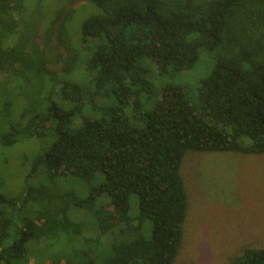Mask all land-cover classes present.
<instances>
[{
  "label": "trees",
  "instance_id": "16d2710c",
  "mask_svg": "<svg viewBox=\"0 0 264 264\" xmlns=\"http://www.w3.org/2000/svg\"><path fill=\"white\" fill-rule=\"evenodd\" d=\"M54 1L0 0V264H172L190 205L186 153L264 154V0ZM79 1L82 49L64 56L50 39ZM31 27L48 36L40 48ZM200 50L210 66L195 84L142 99ZM59 179L85 191L55 193ZM229 264H264V244Z\"/></svg>",
  "mask_w": 264,
  "mask_h": 264
},
{
  "label": "rangeland",
  "instance_id": "374dc122",
  "mask_svg": "<svg viewBox=\"0 0 264 264\" xmlns=\"http://www.w3.org/2000/svg\"><path fill=\"white\" fill-rule=\"evenodd\" d=\"M52 2L54 4L56 1ZM57 3L62 4V0ZM84 7L85 2L81 1L75 5L68 4L67 16L65 15L62 20L65 28L60 36H57L58 31H54L56 35L50 39V43L48 42L53 51L55 47L57 53L64 56L71 51L80 52L81 45L72 44L80 37L79 21L83 13L85 14ZM91 8L85 10L89 11ZM38 30L32 27L27 29V36H30L40 48L46 43L48 36H43ZM58 61V59L55 61L56 65H59ZM209 66L207 54L200 50L191 69L173 76L166 75L164 78L149 80L141 97L147 100L148 96H151V100L156 101L165 82L183 84L189 88L192 83L195 84L196 79L205 74ZM69 68L72 70L70 65L59 70L66 73L67 77H71ZM190 100L193 103V99ZM124 112L128 114L130 109L125 107ZM181 173L185 179L190 205L184 224L182 245L172 264H229L231 258L239 254L242 248L264 244V154L232 151L187 152L182 160ZM76 181L59 179L53 191L64 196L66 192L62 189L63 186H74L85 191V183ZM59 182L60 187L57 186ZM44 185L49 187L50 181L46 180ZM101 199L107 200V197L103 196ZM32 206L30 216L37 217V209L42 205L34 202ZM75 208L78 209V214L74 221L78 223L83 213L80 208L72 209ZM130 212L134 216L138 215L137 194L130 196ZM142 221L144 234L149 236L151 221L149 219ZM91 237L96 239L94 233ZM74 240L76 244L79 242L78 237ZM62 246L60 240L54 250H61ZM79 246L83 252H95L101 249V241L99 244L94 242L87 245L80 240Z\"/></svg>",
  "mask_w": 264,
  "mask_h": 264
}]
</instances>
